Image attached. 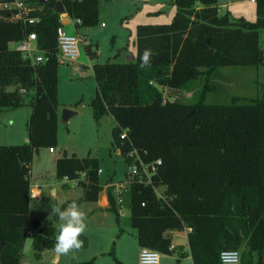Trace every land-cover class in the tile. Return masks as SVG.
<instances>
[{
    "label": "trees",
    "instance_id": "obj_1",
    "mask_svg": "<svg viewBox=\"0 0 264 264\" xmlns=\"http://www.w3.org/2000/svg\"><path fill=\"white\" fill-rule=\"evenodd\" d=\"M11 0H0L1 2ZM35 22L11 18L0 8V110L25 103L30 92L28 139L0 144V264H19L32 228L31 246L40 257L53 248L58 234L50 218H29L30 163L40 146L57 144V32L59 12L38 0ZM200 6L196 7V2ZM63 11L80 17L81 26L98 21L99 0H60ZM171 21L136 25L135 57L92 63L96 93L91 97L96 122L103 115L115 121L112 144L126 148V129L142 161L160 158L148 183L135 177L129 184L130 224L140 246L171 251L167 230L189 226L188 246L193 264H221L222 248L244 245L241 264H264V79L259 95L246 102H205L210 76L219 65L260 64L264 67V0H255L256 19H230L217 0H173ZM35 32L44 59L32 62L11 42ZM209 39L207 42L206 39ZM89 56L96 48L85 46ZM145 49L150 64L141 67ZM204 75L192 102L163 98L158 85L183 88ZM13 86L9 88V86ZM97 156L62 154L55 159L58 178L77 179L82 198L96 200L102 189ZM83 174V178L80 176ZM110 181V179H107ZM165 185L169 199L154 185ZM108 209L120 221L113 186H107ZM144 202V204H142ZM87 244L83 233L80 237ZM118 264H123L110 250Z\"/></svg>",
    "mask_w": 264,
    "mask_h": 264
},
{
    "label": "rangeland",
    "instance_id": "obj_2",
    "mask_svg": "<svg viewBox=\"0 0 264 264\" xmlns=\"http://www.w3.org/2000/svg\"><path fill=\"white\" fill-rule=\"evenodd\" d=\"M222 2H226V6H220L219 11L228 10L230 19H256L255 1L217 0V3ZM99 4L97 23L79 27L78 32L82 36L79 57L75 61H60L58 65V102L62 103V108L71 106L77 113L64 120L59 116L55 151L50 152L47 146H40L34 150L30 163V176L32 180L40 182L42 189L40 199L30 198V218H50L53 216L50 214L52 206L66 207L72 199L86 214V246L61 256L58 264H118L110 252L111 249L123 264H139L136 229L130 224L129 213L119 222L110 210L91 215L90 205L93 203L83 198L79 200V195H82L81 185L75 179L69 180L66 182L70 186L66 189L62 185L63 178L56 176L55 157L64 149L67 154L85 156L89 151L90 155L97 156L100 166L99 182L105 184L107 177L114 174V179L117 180L116 199L123 215L127 213L129 183L132 177L130 159L124 153H117V147L122 146L112 144L114 119L108 120L103 115L96 122L92 115L90 100L96 93V81L90 64L94 61L127 60L130 54L136 52V25L171 21L176 5L172 0H99ZM199 6L200 2L197 1L196 7ZM89 43L92 48H96L95 56H89L86 52L85 46ZM9 45L15 48L14 42ZM263 79L264 67L260 64L219 65L210 76L204 101L227 103L233 96H238V102H246L259 95ZM204 81V75H199L183 88L158 86L164 99L192 102L198 97ZM23 97L25 103L0 110V144L27 141L31 112V104L28 102L30 92H23ZM51 185L57 188L55 194L50 192ZM157 191L166 199L170 198L162 185H159ZM99 196L100 193L98 198ZM65 198H70V201ZM53 223L58 231L60 221L56 216ZM185 226L171 229V237L174 235L181 242L186 241L183 236ZM181 242L175 248L182 249ZM243 247L241 244L238 248L240 252ZM54 258L53 248L42 251L41 256L37 257L31 246V237L26 239L22 264H53ZM160 261L161 264H192L189 257L178 255L176 249L160 255Z\"/></svg>",
    "mask_w": 264,
    "mask_h": 264
},
{
    "label": "built area",
    "instance_id": "obj_3",
    "mask_svg": "<svg viewBox=\"0 0 264 264\" xmlns=\"http://www.w3.org/2000/svg\"><path fill=\"white\" fill-rule=\"evenodd\" d=\"M255 1V0H251ZM0 7L12 10L11 18L21 19L24 22H35L39 16L31 14L37 6L26 0H11L0 3ZM63 17L73 24H80V17H71L66 11L59 12V20L62 22L57 32L58 43V58L59 61H75L80 54L79 44L82 41V36L78 32H69L64 24ZM103 24V23H102ZM35 32L27 33L23 38L15 41V48L19 49L24 57H28L32 62L42 61L44 59L43 51L36 45ZM122 143L128 142L126 148H122L126 157L130 159L131 179L135 177L140 182L148 183L151 181V175L156 171L157 165L161 162L157 158L150 162L141 160L139 153L135 146L132 145L128 138L126 129H122L120 133ZM48 149L53 151L54 146H49ZM130 179V182H131ZM130 184V183H129ZM163 186V185H162ZM159 185H154V190L159 197L166 199L164 195L157 191ZM164 187V186H163ZM33 194V192H30ZM171 197V196H170ZM144 204V202H142ZM27 236H32V228H28ZM241 254L238 248L227 247L222 248L219 252V259L221 264H241ZM139 264H160V252L150 246H141L138 253ZM21 264V263H19Z\"/></svg>",
    "mask_w": 264,
    "mask_h": 264
},
{
    "label": "crops",
    "instance_id": "obj_4",
    "mask_svg": "<svg viewBox=\"0 0 264 264\" xmlns=\"http://www.w3.org/2000/svg\"><path fill=\"white\" fill-rule=\"evenodd\" d=\"M173 1V0H172ZM251 1V0H250ZM218 4V9L220 8V6H226V2H222V3H217ZM63 24H64V26H65V28L69 31V32H78L79 31V27L81 26L80 24H73V23H71L70 21H68L67 20V18L66 17H63ZM101 24H102V22H101ZM79 33V32H78ZM80 34V33H79ZM81 35V34H80ZM81 52V51H80ZM96 54H97V52H96ZM80 55V54H79ZM134 57H135V53H134ZM133 57V58H134ZM93 63V62H92ZM92 63L90 64L91 65V68H92ZM92 74H93V70H92ZM13 86L11 85V86H9V88H12ZM61 104L62 103H60V102H58V105H57V126H58V119H59V116L61 115V108H62V106H61ZM68 107H70L71 108V106H68ZM71 109H73V108H71ZM75 113H77V111L75 112ZM74 113V114H75ZM71 116V115H70ZM69 116V117H70ZM107 116V119L108 120H113V117L112 116H110V115H106ZM109 117V118H108ZM68 118V117H67ZM61 120H64V119H61ZM57 136H58V127H57ZM27 139V138H26ZM57 145V144H56ZM56 145L54 146V148H56ZM47 147H49V146H47ZM49 150V149H48ZM65 150V149H64ZM50 151V150H49ZM55 151V149L53 150V151H50V152H54ZM117 153H124L123 152V149L122 148H120V147H117ZM62 152H63V150H62ZM62 152H60L61 154H62ZM67 153V152H66ZM90 152L88 151V154H89ZM60 154V155H61ZM90 155V154H89ZM57 156H59V155H57ZM56 156V157H57ZM93 156V155H92ZM56 157H55V159H56ZM81 157V156H80ZM112 177H113V179H112ZM63 179V183H62V185L67 189L70 185L68 184L69 182H66V181H69V180H74V179H69V178H67V177H62ZM80 178L82 179L83 178V174H81V176H80ZM107 179H110V181H108ZM107 179H106V183L105 184H102V189L99 191V193H100V196H99V198H97L96 200H89V201H91L93 204L92 205H90V212H91V215H95V214H98L99 212H105L106 210H109L108 209V198H107V186L108 185H111V186H113V189H114V193H115V191H116V185H115V183L117 182V180H115L114 179V174L113 175H110V176H108L107 177ZM76 180V182H77V179H75ZM30 182H31V185H30V192H33V193H37L38 195H36L35 196V198H37V199H40L41 198V196H42V189H41V184H40V182H37V181H34V180H32V178H31V176H30ZM78 183V182H77ZM79 184V183H78ZM161 185V184H160ZM164 187H165V185H163ZM82 187V186H81ZM50 192L51 193H53V194H55L56 193V191H57V188L56 187H54V185H51L50 187ZM166 188V187H165ZM116 194V193H115ZM30 198H33L34 196H33V194H31L30 193ZM82 195H83V187H82ZM82 195L80 194L79 196H80V198H79V200L82 198ZM65 200H67V201H70V198H65ZM83 200H86V199H83ZM72 201H74L73 199H72ZM69 203H71V202H68L67 204H69ZM30 205V204H29ZM111 211V210H110ZM118 211H119V214H120V220H121V218H123L124 216H127L128 215V213H129V216H130V208H128L127 209V213L125 214V215H123L124 213H123V211H122V209L119 207V204H118ZM30 218V217H29ZM184 231V233H183V236H185L186 237V241H184V242H181L180 241V239H178L177 237H174V235H172V237H171V239H172V241H171V245H170V248H171V251L172 250H175L176 249V251H177V253H178V255H186L187 257H189L190 258V260H191V263L193 264V262H192V258H191V255H190V251H189V246H188V241H187V233H188V231H190V227L189 226H185V229L183 230ZM167 232L168 233H170V230H167ZM31 236H27V238L26 239H28V238H30ZM87 237V236H86ZM88 241V240H87ZM179 242H181V244H183L182 245V249H178L177 247L175 248V246H176V244H178ZM25 243H26V241H25ZM140 245L138 244V242H137V248L140 250ZM24 248H25V245H24ZM24 248H23V250H24ZM46 249H49V248H45L43 251H46ZM170 251V252H171ZM160 252V251H159ZM169 252V253H170ZM162 254H166V253H164V252H160V255H162ZM21 264H22V261H21ZM160 264H161V261H160Z\"/></svg>",
    "mask_w": 264,
    "mask_h": 264
},
{
    "label": "clouds",
    "instance_id": "obj_5",
    "mask_svg": "<svg viewBox=\"0 0 264 264\" xmlns=\"http://www.w3.org/2000/svg\"><path fill=\"white\" fill-rule=\"evenodd\" d=\"M152 54L151 49L144 50L140 57L141 67H146L150 64ZM36 195L38 194L33 193L34 197ZM50 214H54L60 221L58 225V234L55 237V244L53 247L55 255L53 264H58V260L61 256H66L83 247L84 241L81 240L80 237L87 228L86 214L76 201H72L63 208L60 206H52Z\"/></svg>",
    "mask_w": 264,
    "mask_h": 264
},
{
    "label": "water",
    "instance_id": "obj_6",
    "mask_svg": "<svg viewBox=\"0 0 264 264\" xmlns=\"http://www.w3.org/2000/svg\"><path fill=\"white\" fill-rule=\"evenodd\" d=\"M40 3H46L47 6L52 7L57 12L63 11V6L60 0H38ZM206 41L208 42L209 39L207 38ZM134 57V54H130L127 57V60L132 59ZM76 111L74 109H71L70 107H63L61 110V119H67L70 115L74 114ZM109 118V117H108ZM28 139V137H27Z\"/></svg>",
    "mask_w": 264,
    "mask_h": 264
}]
</instances>
